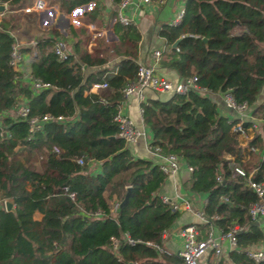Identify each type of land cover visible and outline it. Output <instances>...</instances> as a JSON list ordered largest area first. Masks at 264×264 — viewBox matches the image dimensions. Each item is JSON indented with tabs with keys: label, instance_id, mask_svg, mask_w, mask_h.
<instances>
[{
	"label": "trees",
	"instance_id": "obj_1",
	"mask_svg": "<svg viewBox=\"0 0 264 264\" xmlns=\"http://www.w3.org/2000/svg\"><path fill=\"white\" fill-rule=\"evenodd\" d=\"M0 1L7 6L0 17V264H183L160 240L179 215L158 194L167 175L157 163L131 156L113 121L121 88L134 80L137 29L121 25L124 57L114 73L80 69L101 66L109 54L84 52L58 60L51 48L56 33L24 44L19 50L30 53L28 73L50 85L33 90L9 64L19 28L16 11L29 0ZM55 1L65 13L86 2ZM160 36L172 46L161 53L162 65L180 79L195 76V85L206 92L244 102L254 119L240 122V135L232 130L235 117L219 115L211 97L192 89L157 93L139 103L153 150L189 166L182 189L206 198L207 222L195 223L200 236L209 227L241 228L236 248L215 264H251L244 250L264 253V216L249 215L248 205L257 198L245 185L247 175L264 184V141L253 127L254 121L264 122V0H185L179 22L164 25ZM103 82L105 88L92 90ZM21 97L28 116L62 120L44 121L30 132L25 119L6 114ZM89 161L100 162L97 173L89 172ZM233 167L244 176L235 175ZM258 264H264V254Z\"/></svg>",
	"mask_w": 264,
	"mask_h": 264
},
{
	"label": "crops",
	"instance_id": "obj_2",
	"mask_svg": "<svg viewBox=\"0 0 264 264\" xmlns=\"http://www.w3.org/2000/svg\"><path fill=\"white\" fill-rule=\"evenodd\" d=\"M32 1L33 0H29L30 3ZM184 1L185 0H151L149 4L127 5L121 10L120 13L129 20L130 24L133 25L138 32V41L134 53L136 56L135 62L137 64H149L151 61V52L153 50L157 49L161 53H164L169 51L172 47L171 44H166L164 38L160 36V30L164 25H171L172 19L175 17L177 11L183 7ZM43 2L45 5L44 10L37 13H22L29 17L31 23L22 25L26 33L24 37L22 36L23 34L17 37L14 36L16 43L20 47L24 44L30 47L34 43L36 37L53 36V34L56 33L54 39H62L65 42L68 54H72L74 57L84 52L92 56H100L102 54L106 56L109 54L108 56L110 57H108L106 62L101 66L86 67L83 69L84 72L94 69H107L110 73H114L115 63L124 57L122 54L124 43L122 42L123 40H121V24L117 20L116 3L114 4L110 0H86V2L72 8L70 12L65 13L58 9L55 0H43ZM124 39L127 41L126 38ZM20 52L21 60L16 67V71L19 73V79L22 84L28 85L25 75L28 73L27 65L31 57H29L30 53L28 52ZM155 71L173 82L181 80L173 70L162 65L160 61L155 66ZM202 94L213 99L217 104L219 115L226 116L229 119L234 116L233 112L225 106L222 93L203 91ZM143 95L146 99L155 97L157 93L144 90ZM262 95L263 93L259 95V100H261ZM157 96H159V94ZM138 106L139 101L135 95H129L123 98L119 106V111L129 117L135 128L142 130L145 135L144 138L140 137L132 143H127V148L134 158L157 163L158 160L151 153L148 144L150 133L139 120ZM6 114L12 116V114H14L13 109L9 110ZM262 125H264V122L258 120L256 123V130L260 132L264 141V129L261 128ZM99 168V161H89L87 163V169L91 173H97ZM188 173V171L181 168L175 174L167 175L158 190L160 196H166L172 202L186 199L191 208L190 211H178L179 215L177 219L165 231L161 239L164 249L174 256H177L176 252L180 247L179 229L188 223H199L194 212L203 208L206 199L202 194L186 193L182 189V182L187 178ZM6 202L9 201H5L4 203ZM33 218L39 220L41 214L34 212ZM222 249L224 251L223 253L226 254V241H223Z\"/></svg>",
	"mask_w": 264,
	"mask_h": 264
},
{
	"label": "built area",
	"instance_id": "obj_3",
	"mask_svg": "<svg viewBox=\"0 0 264 264\" xmlns=\"http://www.w3.org/2000/svg\"><path fill=\"white\" fill-rule=\"evenodd\" d=\"M151 0H119L116 3L117 6V20L121 25H129V20L122 15L120 12L127 5H146L149 4ZM4 6V10L0 12V17L3 12L6 11L7 6L5 2H1ZM45 5L43 0H33L30 4L25 5L19 9L22 13H37L44 10ZM183 13V7L179 9L175 17L171 21V25H174L179 22ZM20 46L14 41L9 52V64L16 70V67L21 60V52L19 50ZM52 51L56 58L60 61L65 60L68 52L66 49L65 42L62 39H54L52 43ZM161 52L159 50H153L151 52V61L149 64H137V68L134 75V80L126 83L120 90L122 99L118 104V111L113 117V121L116 122L118 127L117 137L123 139L125 143H132L136 139L143 137L144 132L135 128L132 120L126 115L122 114L119 111V106L123 98L129 95H135L139 101H144V90H150L158 94H173V93H184L188 89L196 90L202 94L203 91L195 85V76L187 77L179 81L173 82L169 78L162 76L155 71V66L158 64L160 59ZM80 69L83 70V67L80 66ZM25 79L28 85L33 90H38L42 88L50 87L49 83L43 82L37 78L32 77L29 73L25 75ZM106 87V83H95L92 85L93 89H102ZM225 106L230 109L237 122L232 126V130L238 132L240 135H243V131L240 127V122L244 119L253 121L254 119L249 116V111L247 105L243 102L240 104L235 103L228 93H222ZM14 111V117L23 118L27 121L28 130L32 132L37 129L40 123L44 121H61V116L52 117L49 114H43L41 116H28V107L23 98L15 103L12 108ZM138 115L139 120L141 121V108L138 106ZM231 119V118H230ZM257 121L253 122V127L256 126ZM151 138H149V148L151 153L157 158L159 169L165 175H173L179 171V169H184L190 172L191 168L183 164L175 155H160L157 154L156 150L150 145ZM54 151H57L56 148H53ZM77 164L82 165L83 159L77 158ZM233 172L236 175L244 176V173L241 169L233 167ZM216 181H220V177H216ZM245 185L252 193L256 196V201L248 205V213L252 218L259 216H264V184L261 182L253 181L249 178V175L245 178ZM69 196H72L69 194ZM161 201L168 203L171 212L179 210L190 211V204L186 199H181L177 201H170L166 196H160ZM195 217L198 219L199 223H206L207 217L203 213V208L194 212ZM241 228L238 226L231 227L228 231L221 232L218 229L209 227L204 233L203 236H200L199 230L195 226V223H188L179 229L178 235L180 237V247L177 249L176 255L179 257L183 264H215L217 259L221 256L223 251V241L227 243V251L235 249V233H237ZM165 231L161 232L160 240L163 238ZM129 243H132L131 240L127 239ZM146 245L152 246L155 249H158L157 245L151 242H144ZM112 248H115V240H112ZM225 250V252H226ZM224 254V253H223ZM263 250L249 248L244 250V255L252 261L251 264H258L263 259Z\"/></svg>",
	"mask_w": 264,
	"mask_h": 264
},
{
	"label": "rangeland",
	"instance_id": "obj_4",
	"mask_svg": "<svg viewBox=\"0 0 264 264\" xmlns=\"http://www.w3.org/2000/svg\"><path fill=\"white\" fill-rule=\"evenodd\" d=\"M28 3H30V2H28ZM16 13H18L17 15L20 17V20H19V28L13 33V35L15 37H17V36H21L23 34L22 36L24 37V34L26 32H24L25 29H24V26H22V25L23 24H27L29 22V17L27 15H23L22 12H20V11L19 12L16 11ZM12 116H14V114H12ZM221 255H223V253Z\"/></svg>",
	"mask_w": 264,
	"mask_h": 264
},
{
	"label": "water",
	"instance_id": "obj_5",
	"mask_svg": "<svg viewBox=\"0 0 264 264\" xmlns=\"http://www.w3.org/2000/svg\"><path fill=\"white\" fill-rule=\"evenodd\" d=\"M3 10H4V6L2 4H0V12H2ZM202 40L205 41L204 38ZM128 192H129V187L126 188L125 194L123 195L122 200L118 204V208H120L123 205V203L126 201ZM4 207L6 210H8V209H10L11 204L9 202H6V203H4ZM127 264H132V263L128 262Z\"/></svg>",
	"mask_w": 264,
	"mask_h": 264
}]
</instances>
